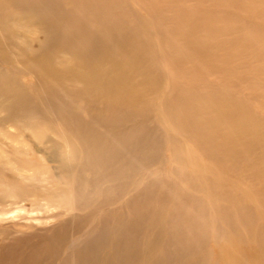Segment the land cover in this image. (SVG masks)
I'll list each match as a JSON object with an SVG mask.
<instances>
[{
  "label": "rangeland",
  "instance_id": "374dc122",
  "mask_svg": "<svg viewBox=\"0 0 264 264\" xmlns=\"http://www.w3.org/2000/svg\"><path fill=\"white\" fill-rule=\"evenodd\" d=\"M41 1L48 2L61 18L59 33L62 29L77 32L86 44L92 42L95 54L100 52L101 37L91 39L82 26L92 18L103 20L106 0H95L93 16L90 9L72 10L71 0ZM242 1L253 4L256 13L264 12L262 0L108 1L121 12L110 9V14L116 13L110 16L108 31L113 46L144 52L158 86L145 95L147 109L140 114L124 108L103 110L98 104L86 108L81 98L31 92L36 106L34 128L14 123L19 130L28 127L25 135L31 142L39 130L53 136L70 158L61 165L47 161L30 142L23 145L18 138L20 143L15 145L24 153L6 164L10 170L0 173V187L23 184L29 189V183L36 181L42 187L16 200H0V264H261L264 178L250 166L261 150L252 151L251 156L249 152L242 161L228 162L229 166L205 154L212 145L202 137L214 130L187 129L190 122H184L179 112L187 105L177 98L182 87L196 99L207 91L223 92L245 101L264 120V110L251 101L258 92L249 97L246 90L227 89L222 83L225 76L218 81L204 77L202 71L188 75L185 66L178 72L168 62L159 34L161 26L176 29L181 10L187 9L212 11V26L224 24L225 20L218 19L226 15L228 26L237 33H264V18L242 13ZM30 2L18 0L10 8L20 10V5ZM219 42L225 51L236 50L227 40ZM194 65L191 61L188 68ZM0 66L6 65L0 62ZM235 76L239 75L230 78L235 81ZM3 143L6 148L13 142L4 139Z\"/></svg>",
  "mask_w": 264,
  "mask_h": 264
},
{
  "label": "bare ground",
  "instance_id": "6f19581e",
  "mask_svg": "<svg viewBox=\"0 0 264 264\" xmlns=\"http://www.w3.org/2000/svg\"><path fill=\"white\" fill-rule=\"evenodd\" d=\"M71 1L73 2L72 10L79 12L81 9H90L92 16L97 13L95 12V0H83L81 3L80 0ZM108 1L106 0L105 3V12L102 11L103 20L100 19L97 22L92 18L90 23L84 21L82 26L92 36L91 39L97 40L101 37V44H99L101 50L95 54L91 46L92 42L89 46L77 32L67 33L64 29L58 32V23L62 20L57 13L51 11L48 2L31 0L30 5L22 4L19 6L20 10L17 8L12 11L10 6H16L18 0H0V62L6 65L5 67L0 66V173L10 170L6 164L18 159L19 152L24 153L21 150L22 147L20 149L16 147L20 141L23 145L30 142L34 151L39 152L41 157L47 161H55L61 165L70 158L69 152L62 149L59 146L60 142L53 136L40 133L39 130L34 132V139L31 142L25 135L26 128H34L36 124L34 120L36 106L35 101L33 102L30 98L31 92L41 90L42 94H56L68 99L81 98L85 107L92 109L97 104L99 107L102 106L103 110L124 108L138 113L147 109L145 95L154 92L158 86V79L144 52L125 48L120 50L119 46H113L115 41L112 35L109 36L108 31L112 27L110 16H115L116 13L113 14L112 11L110 14V9L119 11V14L121 12L117 8L113 9ZM224 1L227 3L230 0ZM239 7L242 13L264 18V12L256 13L254 5L249 1H242ZM181 11L182 17H179V26H176V29L169 31L163 29V26L159 28L163 45L166 46L168 52L167 56L170 60L168 62L173 64L178 72L180 66H185L183 71L188 75L202 71L204 77H217L218 81L225 76L222 80L225 88L237 89L241 92L246 90L250 92L249 97L252 93L258 92L257 96L251 97V101L264 110V33L259 35L253 31L249 34L239 29L240 33H237L235 28L228 26L229 16L226 15L218 19V21L225 20L224 24L212 26L213 16H209L213 13L212 11H196L195 9ZM121 25L123 27L122 23ZM113 36L117 35L113 34ZM219 40H227L236 50L221 49L222 42ZM250 59L253 60L249 62ZM191 61L196 63V67L194 65L188 68ZM233 75H239L235 76L238 79L233 81L230 78ZM259 76L262 77L257 79ZM26 78L29 79L27 84L23 82ZM31 78L35 82L30 81ZM242 83H246V86H241ZM187 90L182 87L177 95L178 102L184 101V105H187V108L179 110L184 116V122H190L187 129L201 127L205 131L208 127L214 130L211 134L202 137L212 145L207 147L204 153L210 154L215 160L222 161L221 163L227 166L228 162L242 161L248 158L249 152L251 156L252 151L260 149L261 152L258 156L255 154V159L250 166L253 165V169L259 171L258 174L264 178V120L261 119L262 117H257L242 99L223 95V92L221 94L207 91L196 99L193 92ZM261 97H263L262 100H260ZM14 121L23 122L24 126L28 127L19 130ZM18 138L21 140L19 141ZM4 139L14 144L4 148ZM79 139L82 140V138ZM203 146L199 144L198 147ZM260 163L263 165H259ZM29 184H31L29 189L26 185L23 187V184L0 187V200L8 198L16 200L26 196L29 190L36 192L42 187L37 181ZM43 201L42 199L41 202ZM260 259L261 264H264V258Z\"/></svg>",
  "mask_w": 264,
  "mask_h": 264
}]
</instances>
